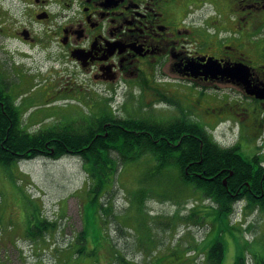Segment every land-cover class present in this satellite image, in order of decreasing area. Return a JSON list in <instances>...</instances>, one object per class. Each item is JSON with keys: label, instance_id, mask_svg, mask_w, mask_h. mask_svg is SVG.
Wrapping results in <instances>:
<instances>
[{"label": "flooded vegetation", "instance_id": "af4514ba", "mask_svg": "<svg viewBox=\"0 0 264 264\" xmlns=\"http://www.w3.org/2000/svg\"><path fill=\"white\" fill-rule=\"evenodd\" d=\"M226 1L14 0V13L0 7V45L13 44L18 49L41 47L49 57L78 69L88 82L108 85L115 97L118 96L115 84L120 82L137 90L132 111L121 108L116 114L99 110L88 116H105L96 121L101 128L91 133L92 140H129L132 129L128 126L135 122L136 105L141 108L144 114L141 118L147 126L166 124L180 115L175 104L186 108L190 118L198 123L201 119L197 110L201 111L204 121L214 123L212 130L206 129L213 140L222 147H238L243 159L241 171L254 175L244 182L245 187L240 186L231 195L241 194L236 203L242 201L245 207V196L250 194L255 207L261 209L264 202V38L252 36L264 24V0H239L243 21L238 23H234V12ZM202 2L203 6L212 4V12H204H208L206 16L195 13L201 9L197 6ZM52 47L55 49L51 50ZM19 57L23 55L18 53L12 77L0 70V121L5 120L2 122L7 126L16 123L43 126L47 117L25 115L28 108L19 95V72L30 75L19 71ZM72 81L70 87L59 89L57 86L59 94L68 96L77 87L82 88ZM173 81H179L188 90L185 93L178 90L172 86ZM158 105H165L169 111H160ZM226 122L237 129L238 136L235 141L219 142L214 131ZM120 126L127 127L116 134ZM241 133L253 139L240 142ZM202 162L203 158L192 157L173 168L189 176L205 174L206 170L199 167ZM224 172L232 174L233 170L224 166L216 174ZM222 183L226 185V177ZM190 187L197 200L214 205L213 197L205 191L200 193L193 185ZM182 257L178 256L177 260ZM125 260L118 264H131ZM83 261V264L89 262ZM162 261V264H171L176 260Z\"/></svg>", "mask_w": 264, "mask_h": 264}, {"label": "rangeland", "instance_id": "374dc122", "mask_svg": "<svg viewBox=\"0 0 264 264\" xmlns=\"http://www.w3.org/2000/svg\"><path fill=\"white\" fill-rule=\"evenodd\" d=\"M13 2L0 0V7L14 13ZM226 3L232 7L234 23L242 22L243 10L237 0ZM197 7L201 9H197L196 14L206 16L205 10L212 12V4L203 6L202 2ZM252 37L264 38V24ZM18 53L23 55L19 57V71L30 75L19 72V95L28 108L25 115L47 117L45 124L59 125L68 119H87L99 110L116 114L123 109L125 112L133 110L137 99L134 87L124 82L115 84L118 90L115 97L108 85L88 82L78 69L49 57L41 47L18 49L13 44L0 45V70L5 76L12 77ZM70 81L82 88L77 87L68 96L59 94L57 86L59 89L70 87ZM172 86L184 93L188 90L179 81H173ZM175 105L179 110L181 106ZM158 109L169 111L165 105H158ZM134 111L136 117L144 116L138 105ZM197 113L200 123L208 131L212 130L214 123L204 121L201 111ZM230 125L221 123L216 128L217 141L236 140L237 129ZM44 127L25 126L29 132ZM251 139L250 135L241 133L239 141ZM112 155L118 157L115 152ZM150 159L143 154L119 163L115 170H106V184L99 192L92 189L90 173L78 155L65 154L54 159L41 154L8 165L0 164V264H61L66 254L79 248L84 249L80 257L87 259V264H118L123 258L131 264H152L159 259L201 264L203 254L200 253L214 241L217 230L223 229L215 222V210L207 206L209 201L197 200L194 190L181 185L174 175L144 178L151 170ZM142 197V205H139ZM176 214L180 217H173ZM36 220L51 223L40 241L26 237L28 225H35ZM229 223L235 227L232 232L224 230L222 233L226 244L222 264H234L240 250L244 264H264V211L248 209L245 216L244 202H237ZM95 227L101 231L95 241L100 245L97 255L89 254L95 245L88 236V243L76 238L82 228L84 233H91L97 230ZM178 256L184 258L177 260Z\"/></svg>", "mask_w": 264, "mask_h": 264}, {"label": "trees", "instance_id": "16d2710c", "mask_svg": "<svg viewBox=\"0 0 264 264\" xmlns=\"http://www.w3.org/2000/svg\"><path fill=\"white\" fill-rule=\"evenodd\" d=\"M179 110L180 115L170 119L166 124L147 126L143 123V117H136L134 124L128 126L132 129L129 132V140L120 142L91 139V133L101 128L95 124L96 121L102 120L105 116L87 117V119L84 118L80 121L68 119L59 125H47L46 123L43 125L44 128H38L34 132H29L25 126L18 123L7 126L5 123L3 124L5 120H2L3 122L0 121V164L8 165L20 159H30L41 154L54 159L65 154L78 155L83 159V164L87 166L88 173H90L89 177L94 184L92 189L99 192L106 184V170H115L119 163L138 158L143 154L147 155L153 163L151 170L143 175L144 178L149 180L152 176L171 174L181 182V185H193L200 189V193L205 191L207 195L214 198L215 206L210 204L207 206L215 210V222H219L223 229L217 230L218 233L214 241L206 251L200 254L204 255V264H222L226 249V244L222 240V233L224 230L232 232L235 227L234 224L230 225L229 223L230 214L236 201L241 199V194L232 196L231 193L240 186L245 187L244 182L251 180L254 175L241 171L240 165L243 159L240 157L238 147L218 145L204 126L190 118L186 108L180 107ZM126 127H117L115 133H122ZM114 152L118 154L117 158L113 157L112 153ZM131 153L134 156H130ZM192 157L203 158L199 167L206 170L205 174L189 176L183 170L173 168V166L186 162ZM239 161L240 164H238ZM224 166L233 170V173L216 174V171ZM203 176H211L212 178L205 179ZM224 177H226V185L222 183ZM245 198L247 201L244 212L256 208L252 195L246 194ZM143 199L144 197L138 201L139 205H142ZM261 209L264 211V202H261ZM173 217L180 216L176 214ZM36 222L35 225H28L26 237L33 241H40L43 233L50 228L51 223L46 220H36ZM83 229L76 236L77 240L84 243H88L90 240L95 247L89 254L97 255L100 245L99 241L96 243L95 241L99 239L101 231L96 228V231L93 230L91 233L85 231L84 233ZM83 250L79 248L78 250L75 249L73 253L66 254L67 258L61 264H83L84 261L80 257V254L84 252ZM237 255L234 264H244L243 251L240 250ZM125 259L123 258L121 261H126ZM95 262L98 263V260L96 259ZM163 262L162 259H159L151 263L162 264ZM171 264L185 263L180 260Z\"/></svg>", "mask_w": 264, "mask_h": 264}, {"label": "water", "instance_id": "95a60500", "mask_svg": "<svg viewBox=\"0 0 264 264\" xmlns=\"http://www.w3.org/2000/svg\"><path fill=\"white\" fill-rule=\"evenodd\" d=\"M225 181V180H224Z\"/></svg>", "mask_w": 264, "mask_h": 264}]
</instances>
